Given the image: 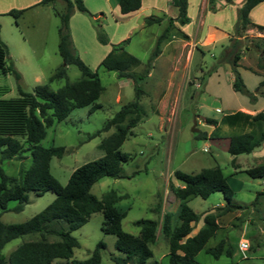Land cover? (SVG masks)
Returning a JSON list of instances; mask_svg holds the SVG:
<instances>
[{
	"label": "rangeland",
	"instance_id": "374dc122",
	"mask_svg": "<svg viewBox=\"0 0 264 264\" xmlns=\"http://www.w3.org/2000/svg\"><path fill=\"white\" fill-rule=\"evenodd\" d=\"M2 2L19 5L23 0ZM53 5L56 9H61L64 4L56 0ZM49 7L32 8L17 23L12 16L0 14V41L7 52L4 65H11L19 74L16 81L12 73L2 72L0 69V97L17 96L18 86L24 92H31L36 84H47L51 90H56L65 81L71 82L79 78V70L73 64H68L65 66L64 79L52 82L47 80L61 63L57 52L59 18L52 13V5ZM71 16L74 21L73 34L70 35L71 48L89 69L96 71L102 91L96 100L100 104L98 108L92 111H88L89 106L73 108L66 117L45 127V134L39 143L45 147H62L60 155L51 156L49 160V172L61 185L65 184L74 168L102 155L98 144L114 130V127L106 131L100 130L102 124L121 104L134 96L131 79L117 78L114 71L106 70L98 64L104 46L107 45L109 50L110 42H117L118 36L125 31L126 20H120L110 13L107 14V21L100 17L108 38L106 44H101L93 35V27L87 14L74 10ZM189 16L191 22L186 28L174 25L168 29L167 36L160 43L159 54L151 60L147 75L137 81L141 90L138 98L140 118L130 128L119 147L129 155L128 160L121 165L128 177L104 176L93 183L89 190L96 197L108 190L120 195L114 205L124 212L120 226L129 234H138L134 220L158 219L156 237L149 244L151 256L145 264H168L167 242L159 230V221L161 215L168 212L170 226L178 224L179 200L174 196L170 185H179V182L172 176V172L180 170L196 173L202 168L218 166L233 191L231 201L239 205V208L216 218L219 227L195 254L194 259L200 264H264V175L249 177L233 167L235 161L241 162L244 157L250 156L239 154L231 162L233 156L227 152L223 139L194 137L195 131L203 130L208 133L211 126L205 124L204 118L217 119L245 97L232 90L229 65L220 60L228 41L204 47L212 38L198 39L199 33L194 31L195 19L191 10ZM205 19L210 21L213 17L206 16ZM161 20V23L150 25H145L143 21L140 29L127 35L129 39L124 44V49L139 60L134 71H140L147 62L156 37L167 24V17L163 16ZM85 23H90V26ZM80 30L84 31L81 36ZM0 51H3L2 48ZM255 60L257 61V57ZM255 60L250 59L251 66L256 65ZM215 71L217 73L213 74ZM251 82L246 80L243 84L247 88ZM96 131L98 132L94 136L86 138ZM234 132L236 130H232L230 134ZM23 155L26 157L21 160H0L3 172L18 178L20 170L30 163L29 152L25 151ZM261 161L263 163L264 159ZM257 164L250 158L247 166ZM53 197L54 194L48 190L38 195L29 191L27 202L19 211L13 210L15 201L6 202V210L0 211V221L22 222L39 212ZM185 203L200 215L199 221L193 225L191 235L201 226L202 216L206 212L214 213L216 206L224 204V199L219 191H214L205 198L191 196ZM101 221V212H93L82 225L70 232L78 243L72 249L71 259H85L100 241L104 245L99 250L100 264H115L110 256L122 254L114 248V235L101 231ZM36 238L38 235L35 233L12 238L3 245L0 253L5 257L22 241ZM47 239L55 240L56 237L48 235ZM241 239L248 243V248L243 252L244 257L237 249ZM218 241H222V251L218 256L204 250ZM226 249L229 250L228 254L224 252ZM52 264L68 262L63 258H54Z\"/></svg>",
	"mask_w": 264,
	"mask_h": 264
},
{
	"label": "trees",
	"instance_id": "16d2710c",
	"mask_svg": "<svg viewBox=\"0 0 264 264\" xmlns=\"http://www.w3.org/2000/svg\"><path fill=\"white\" fill-rule=\"evenodd\" d=\"M55 1H38V4L52 5L54 14L59 18L57 52L61 63L47 80L52 82L64 79L65 66L68 64H73L79 70L80 76L74 81H65L56 90H51L47 84H36L31 92H24L18 86L17 96L0 97V160H21L26 157L23 155L25 151L29 152L30 158L29 165L20 170L18 178L8 176L0 167V211L6 210V202L10 200L16 202L14 211L21 210L27 202L29 191L38 195L48 190L54 194L47 205L28 219L17 223L0 221V250L12 238L33 233L38 235L36 239L22 241L5 257L0 253V264H52L54 258H63L68 264H100L99 250L104 247L100 241L95 244L85 259H71L72 249L78 243L70 232L82 225L93 212H101L100 229L103 233L114 235V248L122 254L110 256L111 260L115 264H145L151 256L149 244L156 237L158 219L134 220L133 224L138 227V234H129L120 226L124 212L114 205L120 195L113 190H108L100 197H96L89 189L93 183L104 176L128 177L121 165L128 160L129 155L121 151L119 147L129 134L130 128L140 118L138 98L141 90L137 81L147 75L151 60L159 54L160 43L167 36L168 29L174 26L173 22L179 26L188 22L187 0H170V4L176 8V15L174 18H167L166 26L156 37L148 60L140 71L133 70L138 66L139 60L124 49L127 38L110 44V49L98 64L106 70L114 71L117 78L131 79L134 96L121 104L118 110L102 124L100 130L103 131L114 127V130L102 138L98 144V148L103 152L102 155L74 168L63 185L49 172L50 157L60 155L62 147H45L39 143L45 134V127L66 117L73 108L89 106L88 111L98 108L100 104L96 100L102 91L96 71L89 69L71 48L68 29L70 15L74 10L87 14L96 40L106 44L108 38L102 28L100 17L88 11L82 0H60L64 4L61 9L53 7ZM260 1L262 0H243L236 9L232 35L223 49L222 59L220 58L229 65L232 90L247 96L250 100L254 99V95L244 86L237 66L242 49H253L258 53L256 68L264 72V36L251 37L246 42L243 41L247 38L244 35L247 29L254 28L264 34V25L256 24L248 17L249 10ZM117 5L119 12L124 14L136 10L140 0H117ZM21 12L22 9H10L4 14L12 16L16 23ZM161 19L160 16L149 15L144 17L143 21L145 25H150L159 23ZM240 37L242 39H239ZM0 48L3 50L0 51L1 71L12 73L17 81L18 72L11 65H4V56L7 52L1 41ZM255 93L264 96V75L258 81ZM204 121L205 124L212 125V129L208 133L203 130L195 131L196 139L222 137L221 125L236 129V132L227 135L226 150L232 156L249 153L264 141V110L253 115L237 110L221 115L218 120L206 117ZM97 132L87 135L86 138H91ZM241 172L249 177H261L264 175V162ZM172 176L179 182V185H170L174 196L179 200L178 224L174 227L170 226L168 212H164L159 221V230L167 242L168 264H200L194 256L219 227L216 218L239 208V205L231 201L233 191L226 183L225 176L218 166L202 168L196 173L174 170ZM214 191L222 194L224 204L216 206L214 213L206 212L201 218V226L190 235L200 215L186 205L187 198L191 196L205 198ZM48 235L56 239L48 240ZM204 250L218 256L222 251V241ZM224 252L228 254L229 250L226 249Z\"/></svg>",
	"mask_w": 264,
	"mask_h": 264
},
{
	"label": "crops",
	"instance_id": "0c3cea01",
	"mask_svg": "<svg viewBox=\"0 0 264 264\" xmlns=\"http://www.w3.org/2000/svg\"><path fill=\"white\" fill-rule=\"evenodd\" d=\"M18 1V0H17ZM22 2V0H19ZM39 0H23L22 4L16 5L12 3H4L2 0H0V14H4L10 9H22V12L16 19L17 21L20 19V17L27 12L28 10L38 7V6H47L51 8V5L49 4H38ZM243 0H187L186 3V14L188 17V22L182 26L177 25L175 22H173V25L179 26V28L183 29L186 28L187 25L191 22V18L189 16L190 10L192 11L194 15V31L198 32V36L200 40H206L207 38H212L209 40L206 44H204V47L206 46H212L213 44L219 43V41L227 42L228 38L232 35V27L235 21V15H236V9L241 5ZM20 2V3H21ZM83 4L87 8L88 11L95 13L98 17H103L104 21H107V14L110 13L111 16H117L120 20H126L125 21V31L123 34L118 36L117 42L129 39L127 37L128 34L131 33V31L135 29H140L143 26V18L149 15H155L160 16L161 18L164 17H170L174 18L176 15V8L170 4V0H140V5L136 10L121 14L118 10L117 0H82ZM16 5V6H15ZM17 7V8H14ZM52 13H53V9ZM117 12L119 15H117ZM54 14V13H53ZM55 15V14H54ZM207 17H213L210 21L205 19ZM248 17L250 21L264 25V0L258 2L255 4L248 12ZM72 16L70 15L68 26H69V32L70 35L73 34V20ZM137 21V23H135ZM83 22H88L84 21ZM83 22H81L83 24ZM162 20H160L159 23H161ZM87 26L90 23H85ZM106 26V23L103 25ZM89 28V27H88ZM92 30V28H91ZM82 31V30H80ZM84 31L80 32V36L82 35ZM93 35L94 31L92 30ZM186 35L191 37L189 34L185 32ZM244 35L247 37H256V36H264V34L254 30V29H247L244 32ZM195 37V36H193ZM239 39H242L240 37ZM80 42V40H78ZM115 41V43H117ZM111 44V42H110ZM226 45V44H225ZM250 45V44H249ZM201 46V45H200ZM222 46V44H221ZM108 50V46H104V50L100 56V59L102 56L105 55V53ZM258 53L253 49H242L239 60H238V66L237 70L240 75V78L242 82H245L246 80H251V84L247 86V90L253 93L254 99L252 101H249L248 97L244 95L245 99H243L242 102L239 104H236L230 108H228L227 112L225 113H232L234 111H241L243 113H247L250 115L255 114L256 112L260 110H264V96L256 94L255 93V87L258 83V81L261 79L262 75H264V72H261L259 69L256 68V65H250L249 61L250 59L254 58L256 59ZM256 63V60L254 61ZM215 71L213 74H216ZM230 79L232 80V75L230 73ZM127 79V78H123ZM230 80V82H231ZM216 110H218L216 108ZM223 113V114H225ZM222 114V115H223ZM221 116V115H220ZM220 117H218L215 120H218ZM208 132L212 129V125ZM222 137L215 138V139H223L224 143L226 144V148L228 145V137L227 135L232 131L236 130L233 127H228L226 125L220 126ZM207 139V138H206ZM246 154L247 156H250V158H253L254 161L258 162V164H261V159H264V141L258 146L252 149L249 153H242ZM239 155V154H238ZM236 155L233 156V160H235ZM249 157H244L241 162L235 161L233 164V167L238 169V171H242L244 169H247L251 166H247V163H249ZM261 161V162H259ZM257 164V165H258ZM242 165H245L246 167H242Z\"/></svg>",
	"mask_w": 264,
	"mask_h": 264
},
{
	"label": "built area",
	"instance_id": "2783aa9c",
	"mask_svg": "<svg viewBox=\"0 0 264 264\" xmlns=\"http://www.w3.org/2000/svg\"><path fill=\"white\" fill-rule=\"evenodd\" d=\"M247 248H248V243H247V241H245L244 239L239 240L238 245H237V249L242 253V256H243V257H244L243 252H244Z\"/></svg>",
	"mask_w": 264,
	"mask_h": 264
}]
</instances>
